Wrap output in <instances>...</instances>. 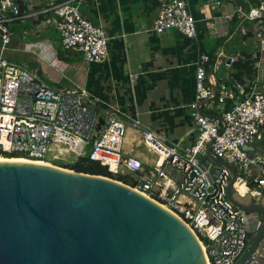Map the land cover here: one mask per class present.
<instances>
[{
  "label": "built area",
  "instance_id": "2783aa9c",
  "mask_svg": "<svg viewBox=\"0 0 264 264\" xmlns=\"http://www.w3.org/2000/svg\"><path fill=\"white\" fill-rule=\"evenodd\" d=\"M36 1L43 7L34 15L44 17L43 23L57 34L62 50L78 53L94 64L108 57L104 30L79 11L83 0H0V156L17 154L34 162H48L51 156L57 160L64 153H72L107 168L113 176L133 174L135 182L129 186L186 224L199 241L206 264L235 263L246 248L247 216L227 199L229 170L208 159L206 153L211 143L213 157L233 165L241 182L251 167L263 163L260 157H249L245 148L264 137V89L254 91L253 85L244 92L243 86L233 83L235 93L218 83L214 100L220 107V118L203 114L200 103L212 98L210 85L216 86V81L213 77L206 80L211 58L201 54L195 62V93L190 104L196 126L192 145L166 143L137 118L133 121L144 148L156 155L145 176L139 159L122 156L126 126L114 112L102 113L86 92L52 88L36 72L2 57L11 43V26ZM155 1L159 4L155 32L174 30L183 37L196 38V20L187 0ZM254 1L256 4L248 9L240 8L238 15L253 24L251 33L264 62V0ZM240 31L247 34L244 28ZM233 62L230 59L225 66L231 67ZM219 68L213 64L214 70ZM227 100L232 101L229 110H225ZM100 117L104 124L96 136ZM253 182L264 196V171Z\"/></svg>",
  "mask_w": 264,
  "mask_h": 264
},
{
  "label": "crops",
  "instance_id": "0c3cea01",
  "mask_svg": "<svg viewBox=\"0 0 264 264\" xmlns=\"http://www.w3.org/2000/svg\"><path fill=\"white\" fill-rule=\"evenodd\" d=\"M217 1L220 5H216ZM187 2L196 20V38L183 37L174 30L155 32L153 26L159 13L155 0H83L79 5L81 15L100 26L107 37L105 62L88 63L72 51L63 52L66 59L60 60L57 56L59 41L51 27V36L39 29L38 38L19 49L21 54L29 56L25 60L29 66L22 67L36 72L48 86L78 88L97 102L102 113L114 112L125 123L122 156L139 159L145 176L156 155L144 148L141 133L133 126V121L137 118L144 128L166 143L180 147L192 145L196 126L190 104L195 93V62L201 54L211 58L207 69L214 63L220 65V71H212L216 87L224 83L233 90V69L225 63L249 57L256 61V78L251 87L254 85V91L264 89V62L260 61L259 48L251 33L253 24L238 15L240 8L252 6L251 0ZM42 7L40 2H34L33 8L24 10L18 23L31 19V23L39 27L44 17L34 14ZM242 28L247 30L246 35L241 33ZM18 37L23 39V33ZM248 84L245 79L243 88ZM200 110L218 119L221 115L216 100L203 103ZM245 150L249 157H260L263 163L251 167L243 181L245 186L240 184L238 188L248 200L264 204V196L253 182L264 171V137ZM125 175H129L131 183L135 182L133 174Z\"/></svg>",
  "mask_w": 264,
  "mask_h": 264
},
{
  "label": "water",
  "instance_id": "95a60500",
  "mask_svg": "<svg viewBox=\"0 0 264 264\" xmlns=\"http://www.w3.org/2000/svg\"><path fill=\"white\" fill-rule=\"evenodd\" d=\"M221 69L219 68L218 71ZM213 65L206 72L211 80ZM211 99H215L217 87ZM104 124L99 118L96 136ZM226 196L247 216L246 248L233 264H264V204L235 188ZM0 264H206L186 224L122 182L37 163L0 161Z\"/></svg>",
  "mask_w": 264,
  "mask_h": 264
},
{
  "label": "trees",
  "instance_id": "16d2710c",
  "mask_svg": "<svg viewBox=\"0 0 264 264\" xmlns=\"http://www.w3.org/2000/svg\"><path fill=\"white\" fill-rule=\"evenodd\" d=\"M251 4L255 5L256 2L254 0H251ZM63 52H65L64 50H62L59 46L58 50H57V56L60 60H62L64 58L63 56ZM66 59V58H64ZM255 60H250L249 57H243L241 59H237V61H235L231 67L233 69V83H237L241 86H244L245 83V79L249 81L248 86L244 87V92H249L250 91V87L253 81H255L256 78V71L254 68L255 65ZM244 78V79H243ZM236 89H233V92L236 93ZM242 98V97H241ZM232 107V101L231 100H227L225 103V110H229ZM4 158H24L21 155H10V154H4L1 155ZM68 168H70L71 170L78 172V173H84V174H90V175H100L103 177H107L116 181H120L122 183H124L125 185H130L131 181L129 179L128 175H118L116 178L108 171L107 168L100 166L98 163L96 162H92L90 161L87 157H79L77 158V160L72 163V164H68L66 165Z\"/></svg>",
  "mask_w": 264,
  "mask_h": 264
},
{
  "label": "rangeland",
  "instance_id": "374dc122",
  "mask_svg": "<svg viewBox=\"0 0 264 264\" xmlns=\"http://www.w3.org/2000/svg\"><path fill=\"white\" fill-rule=\"evenodd\" d=\"M31 21H32L31 19H27L24 22H19V23L17 22L11 26V29L13 32L11 43L6 46L7 49L2 53V57L12 64L21 65L25 67L29 66V62L25 61L28 59L29 56L23 55L24 53L21 54L22 52H20L19 49H21L24 44L35 41L36 40L35 38H38L37 35H38L39 29H44L43 31L47 32V34L50 33L49 36H51L52 30L50 29L49 26H47L45 23H42L39 27H36L34 24L31 23ZM19 33H23L24 35L23 39H20L18 37ZM57 41H58V36H57ZM53 45H55V41H53ZM22 56H25V57H22ZM76 160L77 158L75 157L74 154L64 153L62 155V158L57 159V160L53 159L51 156L49 161L46 163L50 164L51 166H56L59 168L73 171L70 168H68L66 165L72 164ZM114 177L116 178L117 175H115Z\"/></svg>",
  "mask_w": 264,
  "mask_h": 264
},
{
  "label": "bare ground",
  "instance_id": "6f19581e",
  "mask_svg": "<svg viewBox=\"0 0 264 264\" xmlns=\"http://www.w3.org/2000/svg\"><path fill=\"white\" fill-rule=\"evenodd\" d=\"M0 161H13V162H21V163H37V164H43V165H50V164H48L46 162H34L32 160H28V159H24V158H4V157H1V156H0ZM111 169H114V164H111ZM240 184H242L243 186H245L243 182L237 181L235 183V188H236V190L238 191V193L240 195H245V193H242L241 190L238 188Z\"/></svg>",
  "mask_w": 264,
  "mask_h": 264
}]
</instances>
